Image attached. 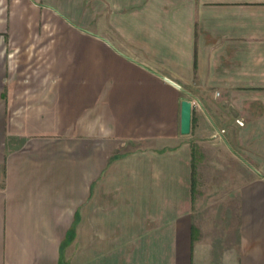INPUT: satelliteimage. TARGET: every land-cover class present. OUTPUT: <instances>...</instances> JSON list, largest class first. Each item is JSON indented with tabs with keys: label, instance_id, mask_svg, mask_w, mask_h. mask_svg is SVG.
Returning <instances> with one entry per match:
<instances>
[{
	"label": "crops",
	"instance_id": "crops-1",
	"mask_svg": "<svg viewBox=\"0 0 264 264\" xmlns=\"http://www.w3.org/2000/svg\"><path fill=\"white\" fill-rule=\"evenodd\" d=\"M0 264H264V0H0Z\"/></svg>",
	"mask_w": 264,
	"mask_h": 264
},
{
	"label": "water",
	"instance_id": "water-1",
	"mask_svg": "<svg viewBox=\"0 0 264 264\" xmlns=\"http://www.w3.org/2000/svg\"><path fill=\"white\" fill-rule=\"evenodd\" d=\"M192 115L193 102L186 99L182 102V133L185 135L189 134L191 131Z\"/></svg>",
	"mask_w": 264,
	"mask_h": 264
},
{
	"label": "rangeland",
	"instance_id": "rangeland-1",
	"mask_svg": "<svg viewBox=\"0 0 264 264\" xmlns=\"http://www.w3.org/2000/svg\"><path fill=\"white\" fill-rule=\"evenodd\" d=\"M225 129H227V128H225ZM230 130H231V132L230 133L227 132L226 134H228V135H234L235 128L234 127L233 128H230Z\"/></svg>",
	"mask_w": 264,
	"mask_h": 264
},
{
	"label": "built area",
	"instance_id": "built-area-1",
	"mask_svg": "<svg viewBox=\"0 0 264 264\" xmlns=\"http://www.w3.org/2000/svg\"><path fill=\"white\" fill-rule=\"evenodd\" d=\"M193 106H194V107H196V106H198V104H197L196 102H193ZM223 132H225V131H224V130H222V132H221V133H223ZM214 137H218V134H215V135H214Z\"/></svg>",
	"mask_w": 264,
	"mask_h": 264
}]
</instances>
